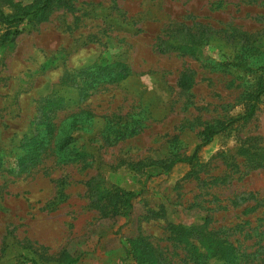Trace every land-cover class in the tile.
Here are the masks:
<instances>
[{
	"label": "rangeland",
	"instance_id": "obj_1",
	"mask_svg": "<svg viewBox=\"0 0 264 264\" xmlns=\"http://www.w3.org/2000/svg\"><path fill=\"white\" fill-rule=\"evenodd\" d=\"M38 2L0 0V41L19 31L0 44V153L23 152L26 136L51 124L59 133L80 111L103 118L91 134L73 133L75 146L91 152L86 158L63 162L54 136L38 158L2 168L0 264H137L154 254L181 264L185 244L169 225L206 216L233 228L232 240L257 242L249 250L264 264V167L239 153L251 138L264 149V97L254 117L201 149L194 170L151 164L177 148L190 155L207 124L243 114L244 92L264 67V0H66L23 19ZM13 16L23 21L10 24ZM175 20L223 27L229 40L219 34L193 56L162 53L157 46L172 36ZM249 44L263 52L249 54ZM238 49L253 70L225 64ZM91 179L138 193L130 212L106 214L90 194Z\"/></svg>",
	"mask_w": 264,
	"mask_h": 264
},
{
	"label": "trees",
	"instance_id": "obj_2",
	"mask_svg": "<svg viewBox=\"0 0 264 264\" xmlns=\"http://www.w3.org/2000/svg\"><path fill=\"white\" fill-rule=\"evenodd\" d=\"M65 1L66 0H39L37 5L33 4L30 10L25 11L23 19L27 17L31 19L37 18L44 15L52 6L63 4ZM7 21L10 24H13L18 21L22 22L23 20L22 17L13 16L11 20ZM174 23L175 29L172 36H170L168 40H163L157 46L158 51L162 53L167 51H178L184 55L193 56L197 53L196 50L199 47L209 45L219 34L223 33V36L225 37H222L229 40L228 35L230 33H227L228 30L223 27L217 28L210 23L202 21H195L192 24H188L185 21L175 20ZM17 29L18 27L12 31H6L0 44L5 43L9 38L13 40L15 35L19 33ZM177 32L183 33L184 39L182 41L178 37ZM241 33L248 35L246 34L248 32ZM242 49H245V46L241 47V50ZM261 52H263L262 49L252 44L248 53L254 55ZM236 58L237 60L235 61L226 60L225 64H232L244 70H253L252 67L248 65L247 60L241 57L239 49ZM255 72L258 75L256 76L253 87L244 92L245 94L242 98L244 112L240 117L230 118L225 121L219 120L215 123L207 124L201 132V140L197 143L190 155L182 154L179 151V148H177L172 151L168 157L154 160L151 164L158 165L161 170H163L162 172H170L176 164L181 162L190 164L194 170L195 166L200 164L199 153L201 149L208 145L215 136L228 131L237 121H248L254 117L258 110L259 103L264 97V67H258L255 69ZM84 91H86V89H84ZM90 95L91 93L85 94L82 101L85 102ZM55 99L62 100L63 96L60 95ZM59 102V104L62 103V101ZM73 117H76V119H69V121L62 126L61 132L59 133H55L57 125L51 124L46 131L38 132L36 135L29 138L26 136L23 140L24 144H22L24 151L21 153L14 152L13 149L9 150L6 155L0 153V171L5 164H8L9 160L11 161L9 162L10 164L16 162L17 164H20L19 161L22 156H28L30 158L34 156L35 158H38L37 156L40 155L42 150L44 152L45 149H47L54 136L58 137L57 144L62 149L59 155L63 162H74V160H78V158H86V156H90L91 152H89L87 148L80 146L81 149L75 146L74 142L76 137L73 136V133L81 130L83 132L85 131L84 135L91 134L89 132L91 131L92 126H94L97 119L103 118V116L96 113H90L89 111H80ZM104 135L106 134L104 133ZM93 137H95L94 140H97L96 136ZM244 142L245 143L239 148V153L249 158L250 163L254 168L264 167V149L258 145L260 139L251 138L249 142H247V140ZM27 144L30 145L29 148ZM98 148H101V145ZM18 157H20V159H18ZM137 164L138 166L141 165L142 161H139ZM86 184L89 188L90 194L97 196L95 202H97L102 209H107V211H105L106 214H112L113 216L128 214L133 208V200L139 195L138 193L127 191L114 185H111L110 187H101L98 183L94 184L93 179L86 181ZM222 228L223 227L213 225V220L209 216H206L200 224H170L169 230L173 237L179 242L185 244L184 250H186V253L181 258L180 263L255 264L257 250L250 251L249 249L255 247L257 242H254L251 245H245L244 243H241L238 238L232 240L230 238L231 234H228V230L231 231L233 228ZM261 240L264 242V238ZM77 261L78 259L68 258L66 264H73ZM136 261L137 264H169L168 262L163 261V256L160 254L138 256L136 257Z\"/></svg>",
	"mask_w": 264,
	"mask_h": 264
}]
</instances>
